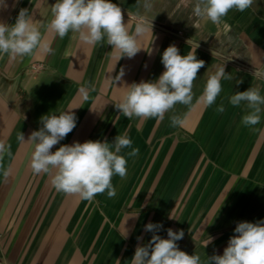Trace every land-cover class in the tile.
<instances>
[{
	"label": "crops",
	"instance_id": "crops-1",
	"mask_svg": "<svg viewBox=\"0 0 264 264\" xmlns=\"http://www.w3.org/2000/svg\"><path fill=\"white\" fill-rule=\"evenodd\" d=\"M55 2L6 0L7 7L0 8V22L9 25L28 9L43 42L53 49L52 54L40 49L32 56L0 59V140L13 154L5 155L0 170V264H130L136 247L151 240L148 223L161 224L155 234L164 239L169 228L183 230L176 243L189 255L202 260L222 255L238 222L264 220V112L259 124L245 127V105L228 101L250 87L264 95V80L253 75L264 70V0H253L243 12L230 10L223 18L227 31L223 23L194 17L195 0H151L147 12L143 0H112L122 8L130 34L139 16L152 21V32L138 39L142 49L117 63L119 54L106 39L88 45L71 32L60 39L48 31ZM198 44L196 57L205 66L193 82L192 105L177 104L163 121L128 119L115 108L126 85L159 78L168 46L187 55ZM224 63L232 79L221 81L212 106L197 103L208 76ZM121 68L125 74L115 84L112 78ZM221 104L223 113L217 111ZM69 109L76 127L53 152L74 142L112 143L125 133L139 149L134 158L127 156L131 149H122L127 176L112 178L115 197L105 192L85 201L58 192L47 174L32 172L35 146L18 141V133L27 140L42 127L41 116ZM173 114L185 119L183 127L170 125ZM8 168L5 181L2 171Z\"/></svg>",
	"mask_w": 264,
	"mask_h": 264
},
{
	"label": "clouds",
	"instance_id": "clouds-1",
	"mask_svg": "<svg viewBox=\"0 0 264 264\" xmlns=\"http://www.w3.org/2000/svg\"><path fill=\"white\" fill-rule=\"evenodd\" d=\"M253 4V0H195L192 15L198 20L210 21L213 24L223 23L227 31L229 25L223 18L230 10L245 11ZM6 0H0V8H6ZM142 7L150 11L151 0H143ZM52 19L46 25L60 39L69 32L78 35L79 40L88 45H97L105 41L118 52L116 63L122 57H134L142 47L138 39L149 31L152 32V21L139 16L134 33L129 32L124 22L122 8L112 0H56L51 5ZM139 15V14H138ZM199 27V24H194ZM187 55H181L175 45L168 46L162 53L163 73L154 81H141L126 85V92L115 108L128 119L157 118L163 121L166 113L172 111L177 104L190 106L194 100L193 82L204 60L196 57V48ZM52 54L53 49L43 42L39 28L34 24L28 9H21L14 24L0 22V59L7 54L10 58L32 56L38 50ZM115 67V66H114ZM113 67V69H114ZM112 69V70H113ZM121 68L118 75L112 78L116 84L124 76ZM253 75L264 80V70L255 71ZM232 75L226 73L225 63L216 66L215 72L206 80L202 94L196 100L204 106H212L222 91V80H231ZM241 82V81H240ZM239 82V83H240ZM88 88L94 90L93 85ZM85 93L86 89H80ZM234 107L245 105L246 114L241 123L245 127H253L260 123L264 112V95L260 89L250 87L246 91H238L228 98ZM221 104L217 111L224 112ZM42 127L31 132L25 140L23 133H18L21 143L33 144L34 150L30 158V168L36 175L47 174L51 185L66 195H76L80 199L91 202L97 194L107 193L108 198L116 196V188L112 178L118 175L121 179L127 176V159L120 155L122 149H131L128 157L139 155V149L132 147V140L127 134L117 135L112 143L100 140H88L84 143L74 142L61 145L56 151L53 146L73 131L77 117L72 109L41 116ZM185 119L173 114L170 117L172 127H183ZM5 155L11 157V145L0 140V170L3 169ZM11 169L2 171L4 180L10 177ZM170 218H174L170 216ZM162 228L161 224L148 223L145 231L153 233L147 244L138 245L130 264H264V220L238 222L234 235L230 237L228 246L222 255L206 256L202 260L198 254L189 255L179 249L177 241L184 237L183 230L167 229V239L155 234ZM127 238V230L123 234ZM211 243L209 238L204 247ZM118 264L119 261L117 260Z\"/></svg>",
	"mask_w": 264,
	"mask_h": 264
}]
</instances>
